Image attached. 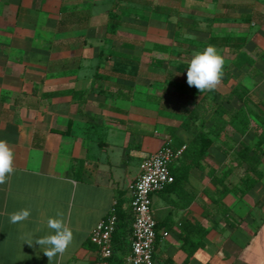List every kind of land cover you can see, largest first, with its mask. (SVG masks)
Here are the masks:
<instances>
[{
  "label": "crops",
  "instance_id": "obj_1",
  "mask_svg": "<svg viewBox=\"0 0 264 264\" xmlns=\"http://www.w3.org/2000/svg\"><path fill=\"white\" fill-rule=\"evenodd\" d=\"M195 44L231 56L229 96L235 72L264 45V0H0V140L14 152L0 184V264H96L93 228L115 201L130 206L140 163L167 144L186 147L170 165L175 182L153 194V264H264V156L233 166L222 201L213 192L220 153L211 146L189 167L195 134L182 124L205 94L186 104L189 85L169 64L186 69ZM23 209L29 217L11 223ZM58 212L73 241L49 261L34 239Z\"/></svg>",
  "mask_w": 264,
  "mask_h": 264
},
{
  "label": "rangeland",
  "instance_id": "obj_2",
  "mask_svg": "<svg viewBox=\"0 0 264 264\" xmlns=\"http://www.w3.org/2000/svg\"><path fill=\"white\" fill-rule=\"evenodd\" d=\"M263 46V44H260L257 46V48H255V51L252 52L253 56L256 58H251L246 61L249 64L247 70H237L234 77L232 78L236 82L243 81L246 84V87L248 88V99L243 100L236 98V93L230 94L229 100H231L232 103L228 104L227 106L231 107V105H233L234 108L232 107V110L228 114L222 113L221 115L217 116L218 125H215L209 121V116L212 113V109L210 107L209 111L205 109V107L209 104L211 105L215 103L217 93H208L201 101V106L197 105L191 107L192 113L190 117V124L192 126V130L194 131L198 128H204L205 131L210 134V138L213 140L211 146L216 152H219L221 156L218 158L217 162L221 164L220 170L216 171V168H214L215 171L213 172L214 180L216 181L214 182L216 189L213 192L217 196H219L220 191L224 192L226 195L228 192L227 190L229 189L228 183H233L231 182L234 173L233 166L242 164L244 156L252 152L253 149L262 144L263 141L264 74L254 75L255 69L257 70V67L254 65L255 63L264 69V57H260V55L264 52V48H262ZM205 48L206 46L202 47L197 44L188 45L187 53L189 60L185 63L188 65V62L192 58L193 54L197 51H203ZM217 51L224 58L223 77L221 83L217 87L221 93V97L219 98L224 100V98H227L228 96L226 93L231 88L232 83L230 82L229 84L225 80L226 74L231 72L229 66L231 65L230 63L232 58L231 56H227L228 54H226L223 50L217 49ZM169 66L172 71L177 73L178 77L181 75L182 78L183 75V79L187 82V68L180 70V68L177 67L174 62L169 64ZM237 93H239L238 89ZM185 94L187 97L182 98H184L183 101L185 100L186 104L188 105H194L197 98L200 97L198 93L194 92L188 87L185 89ZM176 125L179 126V122H176ZM209 155H211L210 151L209 154L203 159L207 160ZM223 165L225 167H223ZM237 175L242 178L244 173L239 172Z\"/></svg>",
  "mask_w": 264,
  "mask_h": 264
},
{
  "label": "built area",
  "instance_id": "obj_3",
  "mask_svg": "<svg viewBox=\"0 0 264 264\" xmlns=\"http://www.w3.org/2000/svg\"><path fill=\"white\" fill-rule=\"evenodd\" d=\"M185 147L175 150L167 144L149 154L140 163L139 175L129 185L134 222L132 251L127 257L128 264L154 263L157 231L153 194L174 182L175 177L171 173L170 165L182 154ZM116 205L117 201L90 234L91 242L99 248L101 255L96 264H106L112 255L113 234L117 224Z\"/></svg>",
  "mask_w": 264,
  "mask_h": 264
},
{
  "label": "clouds",
  "instance_id": "obj_4",
  "mask_svg": "<svg viewBox=\"0 0 264 264\" xmlns=\"http://www.w3.org/2000/svg\"><path fill=\"white\" fill-rule=\"evenodd\" d=\"M224 58L217 49L209 45L203 51L193 54L187 66V84L195 87L200 93L215 90L223 77ZM14 171V152L6 141L0 140V184L7 181ZM30 210L23 209L10 214V222L18 223L27 219ZM59 217V218H57ZM63 213L49 217L46 227L51 231L44 236L35 237L34 244L39 245L49 261L58 254L64 253L73 241V231L64 222ZM25 243L33 246V240L26 238Z\"/></svg>",
  "mask_w": 264,
  "mask_h": 264
},
{
  "label": "trees",
  "instance_id": "obj_5",
  "mask_svg": "<svg viewBox=\"0 0 264 264\" xmlns=\"http://www.w3.org/2000/svg\"><path fill=\"white\" fill-rule=\"evenodd\" d=\"M155 49L166 51V52L168 51V49L165 46H161L158 44L155 45ZM155 62L157 64H162L163 61L161 59H155ZM235 64L241 66L242 60L239 59L235 61ZM179 86L185 87V85H182V84ZM189 88L192 89L196 93L205 94V96L208 93L216 94L215 90L200 93L195 87L189 86ZM237 89L239 90V93H237ZM235 93L240 98H244L245 100L248 99V88L245 85H243L241 82L238 83V85L235 87V89L232 91L231 94H235ZM229 96H228V99H230ZM199 106H201V104ZM209 107L212 109V115L209 121L215 125H218L217 116L221 115L222 113L228 114L231 111V109H228L225 105H223V103L215 102L211 105L209 104V106H206L205 109L209 111L210 110ZM191 113H192V110L188 111L187 118L184 120L182 124L185 128L189 130H192V126L190 124ZM194 131H195L194 132L195 136L189 142L185 150L186 156L191 161V164L189 167L200 166V160L209 154V149L213 142V140L210 138V134H208L204 128H198L197 130H194ZM263 156H264V135H263L262 144L254 148L253 151L250 152L248 155H245L243 158V162L244 161L248 162L253 168L254 166H257L262 162L261 158ZM185 171L186 170L183 171V174L185 173ZM254 172L255 173L253 177L250 178L252 182L259 179L260 173L256 170H254ZM224 196H225V193L220 191L219 200L222 201V198ZM116 214H117V224H116V228L113 234L112 255L110 256L111 262L109 264H112L113 261H115L116 264H127V257L132 251L131 238H132V233H133V222H134V214H133L131 202H130V206L124 209L122 207V204H120V202L117 201ZM156 231H157V239H156V245H157L159 241L157 222H156ZM204 232H206L205 228H204ZM154 258H155V254H154Z\"/></svg>",
  "mask_w": 264,
  "mask_h": 264
}]
</instances>
